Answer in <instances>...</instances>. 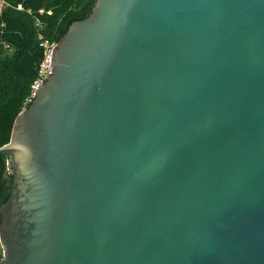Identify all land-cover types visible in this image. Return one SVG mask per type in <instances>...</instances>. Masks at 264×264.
Masks as SVG:
<instances>
[{
	"label": "water",
	"instance_id": "1",
	"mask_svg": "<svg viewBox=\"0 0 264 264\" xmlns=\"http://www.w3.org/2000/svg\"><path fill=\"white\" fill-rule=\"evenodd\" d=\"M0 147V264H264V0H95Z\"/></svg>",
	"mask_w": 264,
	"mask_h": 264
},
{
	"label": "trees",
	"instance_id": "2",
	"mask_svg": "<svg viewBox=\"0 0 264 264\" xmlns=\"http://www.w3.org/2000/svg\"><path fill=\"white\" fill-rule=\"evenodd\" d=\"M0 10V147L9 140L17 114L28 107L26 99L36 78L42 50L36 41V20L45 38L57 43L76 21L85 19L95 0H2ZM21 5L22 10H17ZM39 10H43L39 14ZM29 11V13L27 12ZM50 12V14H47ZM7 46V47H6ZM7 157L0 154V206L9 196L11 177ZM2 251L0 248V259Z\"/></svg>",
	"mask_w": 264,
	"mask_h": 264
},
{
	"label": "built area",
	"instance_id": "3",
	"mask_svg": "<svg viewBox=\"0 0 264 264\" xmlns=\"http://www.w3.org/2000/svg\"><path fill=\"white\" fill-rule=\"evenodd\" d=\"M3 7V1L0 0V10ZM17 10H22L21 5H18ZM29 13V11H27ZM39 14L43 13V10L38 11ZM47 14H50V12H47ZM35 27L37 29V35H36V41L38 42V47L41 48L42 50V59L38 65L37 68V75L35 80L30 86V95L26 99V104H29V102L33 99L34 97V92L36 90V87L43 82L44 77H48L50 75V55H51V50L54 48L56 43L54 41H51L42 34L41 30L43 28V23L39 20H36L35 22ZM7 47V46H6Z\"/></svg>",
	"mask_w": 264,
	"mask_h": 264
}]
</instances>
